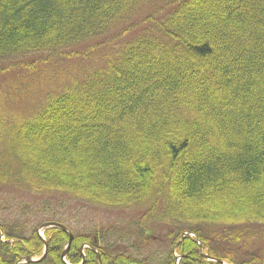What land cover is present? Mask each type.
<instances>
[{
    "label": "trees",
    "instance_id": "obj_1",
    "mask_svg": "<svg viewBox=\"0 0 264 264\" xmlns=\"http://www.w3.org/2000/svg\"><path fill=\"white\" fill-rule=\"evenodd\" d=\"M97 54L103 69L4 132L0 188L140 211L117 232L72 233L68 264L83 245L100 256L85 249L83 264H174L175 253L179 264H219L200 248L264 264L262 251L241 259L264 226V0H0L8 68ZM25 226L0 221V264L41 256ZM43 233L47 254L33 264H64L66 234Z\"/></svg>",
    "mask_w": 264,
    "mask_h": 264
},
{
    "label": "rangeland",
    "instance_id": "obj_2",
    "mask_svg": "<svg viewBox=\"0 0 264 264\" xmlns=\"http://www.w3.org/2000/svg\"><path fill=\"white\" fill-rule=\"evenodd\" d=\"M145 10L146 8L143 11ZM126 39L127 36L114 44H122ZM109 53V48L101 52L105 56ZM101 54L88 59L77 58L56 61L59 64L52 62L54 65H42L32 72H27L23 66L10 69L8 68L10 61L7 60L0 62V159H3L2 153L8 149L4 132L15 122L30 116V113L42 104L46 95L70 86L72 79H82L85 75L103 69L104 60L101 59L103 58ZM40 57L39 55L27 56L24 57L23 62L34 61L35 63ZM14 62L15 64L18 63L17 61ZM139 212L110 211L85 206L63 196L48 198L47 196L32 195L27 191L15 190L8 186L0 188V221H6L7 224L12 225L25 223L26 234L36 230L44 223L56 222L57 220L63 221L75 234L103 231L109 227L113 228V232H117L127 223L135 224L134 221L140 217ZM255 230H257V237L251 239L250 244L245 249L244 259L241 257L242 260L254 253L259 256L264 254V226L257 227ZM43 232L39 233L44 238ZM107 238L114 241V233L103 238L102 246L106 243ZM157 246L158 244L152 245L151 248ZM261 251L262 253L259 254ZM201 253L205 254L202 249ZM175 256L179 260V255L175 253ZM21 264H24L23 261Z\"/></svg>",
    "mask_w": 264,
    "mask_h": 264
},
{
    "label": "water",
    "instance_id": "obj_3",
    "mask_svg": "<svg viewBox=\"0 0 264 264\" xmlns=\"http://www.w3.org/2000/svg\"><path fill=\"white\" fill-rule=\"evenodd\" d=\"M53 227H55V228L61 230V231L64 232V233L67 235V237H68L67 246H66V248L64 249V251H63L62 254H61V259L63 260L64 257H65V255H66V253H67V251H68V249H69V247H70V244H71V241H72V239H73V236H72V234H71V233H70V232H69L64 226L59 225V224H44V225H42V226L39 228V230L47 229V228H53ZM46 250H47V244L45 243V244H44V254L42 255V257H40V258L37 259V260H32V259L26 258V259L24 260V263H26V264H31V263H38V262H40V261L43 260V258L45 257V255H46ZM201 256H203V257L209 259V258H208L206 255H204V254H201ZM98 258H99V256H98ZM211 260L214 261V262H216V263H219V264H224L221 260H214V259H211ZM82 262H83V261H82ZM64 263H65V262H64Z\"/></svg>",
    "mask_w": 264,
    "mask_h": 264
}]
</instances>
